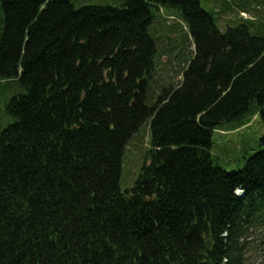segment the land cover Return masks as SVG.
<instances>
[{
	"label": "trees",
	"instance_id": "trees-1",
	"mask_svg": "<svg viewBox=\"0 0 264 264\" xmlns=\"http://www.w3.org/2000/svg\"><path fill=\"white\" fill-rule=\"evenodd\" d=\"M160 11L194 50L150 105ZM252 22L220 26L200 0H0V81L21 90L0 132V264H248L257 251L264 264V136L240 171L211 154L219 128L264 125V24L254 36Z\"/></svg>",
	"mask_w": 264,
	"mask_h": 264
},
{
	"label": "rangeland",
	"instance_id": "rangeland-1",
	"mask_svg": "<svg viewBox=\"0 0 264 264\" xmlns=\"http://www.w3.org/2000/svg\"><path fill=\"white\" fill-rule=\"evenodd\" d=\"M76 7L84 3L106 4L118 6L121 0H68ZM85 1V2H83ZM235 3L241 0H200L201 8L210 15L220 26L237 27L247 20H252L250 33L260 36L257 23L264 24V0H247L245 9L235 7ZM224 7L231 8L227 13H220ZM168 12H159L153 24L155 38L158 40L159 58L155 62V71L151 75V88L149 104L156 102L162 94L163 87L177 85L181 80L182 68L194 50L193 44L188 38L186 42V30L182 24L171 17ZM241 19V20H240ZM186 33V34H185ZM168 49L169 54L166 53ZM21 90L15 82L0 81V132L11 124L12 119L7 115L5 108L10 100L19 95ZM264 136V125L259 114H255L243 124L232 128L225 125L212 134L211 154L214 164L224 171L231 173L245 168L247 161L256 153L262 150L260 145ZM150 134L147 125H143L132 137L124 151L122 159V170L120 187L121 190L129 189L134 185L138 169L148 147ZM257 243L264 242V234L258 237ZM262 252L257 251L248 258V264H257Z\"/></svg>",
	"mask_w": 264,
	"mask_h": 264
}]
</instances>
